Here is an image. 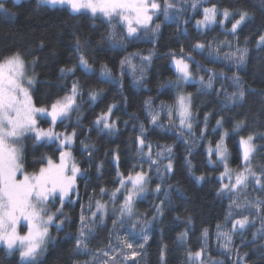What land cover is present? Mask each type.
Returning <instances> with one entry per match:
<instances>
[{"label":"snow or ice","instance_id":"snow-or-ice-1","mask_svg":"<svg viewBox=\"0 0 264 264\" xmlns=\"http://www.w3.org/2000/svg\"><path fill=\"white\" fill-rule=\"evenodd\" d=\"M37 4L66 9L74 17L90 16L105 28L99 43L111 49L126 50L149 36L155 46L165 23L176 25L187 47L181 43L179 51L173 48L166 53L174 79L159 87L175 88V95L171 102L160 100L158 104L151 96L145 99V120L139 121L138 128L133 125L134 137H129L134 159L126 172L121 170L120 145L105 150L99 158L92 134L103 138L121 132L117 113L127 114L128 106L124 77L130 75L135 88H145L154 52L123 56L118 75L102 63L97 85L91 86L76 76L79 71L91 78L96 70L85 51L88 41L75 35L69 61L58 67L57 80L62 83L41 103L34 99L39 64L34 50L17 48L0 54V249L9 256L18 253L16 264H42L49 245H55L64 233L71 237L72 264H140L154 225L162 222L171 205L173 190L183 195L180 181L172 183L178 149L183 146L179 155L188 176L198 185L214 183L215 197L228 201L223 220L215 225L217 248L231 264H247L248 254H241V248L264 240V163H257V157L264 160V132L249 130L246 116L236 118L237 109L251 91L240 75L248 63L249 39L245 37L241 44L240 35L255 20V13L243 4H223L221 0H37ZM0 13L15 15L4 0H0ZM189 26L195 30V37L219 27L224 39H189ZM255 45L257 50H264V25L257 32ZM38 47L43 49L45 42L41 40ZM197 56L208 63L219 62L232 70V75L204 67ZM137 57L139 63L134 62ZM102 83L119 84L120 99L114 97L85 126V109L103 100L105 89L99 87ZM191 85L196 86L195 94L186 91ZM213 93L210 108L197 107L194 95L211 100ZM137 119L131 115L122 123L126 127L130 120ZM153 134L159 137L156 141L150 139ZM168 139L172 142H160ZM230 140L239 161L235 168L231 166ZM29 146L34 151L50 150L41 153L39 167L33 165L32 171L26 168ZM196 155L207 166L200 174L194 163ZM106 164L115 170L112 186L93 184L92 170L100 181ZM81 182L86 202H82ZM150 194L153 210L139 212L137 203ZM77 205L79 212L74 219L70 213ZM109 219L111 228L107 226ZM193 223L192 216H187L177 241L188 242ZM257 223L260 227L251 233V242L241 240L237 245L234 238L243 237ZM73 224L75 231H66ZM200 231V247L187 249L185 264H224L213 261L209 254L211 228L202 227ZM102 232L107 235L101 239ZM167 252L161 230L159 264H167ZM80 256L87 259H75Z\"/></svg>","mask_w":264,"mask_h":264},{"label":"trees","instance_id":"trees-1","mask_svg":"<svg viewBox=\"0 0 264 264\" xmlns=\"http://www.w3.org/2000/svg\"><path fill=\"white\" fill-rule=\"evenodd\" d=\"M4 2L7 7L15 12V15L0 13V54L10 52L17 48L21 50H34L35 54L39 57V64L36 67L38 82L34 89V99L37 103L49 99L60 87L62 82L57 80L58 67L63 66L69 61L74 45L73 37L75 35L80 36L82 40L88 41L85 51L96 68L95 75L91 78L81 75L79 71L76 73V76L82 83H87L91 86L97 85L99 67L102 63H107L113 69V74L117 75L119 61L123 56L132 52L148 55L152 50L155 51L152 65L147 69L145 88H135L132 85L131 76L124 77V95L128 97V106L126 109L127 114L117 113L121 117V132L116 136L103 138H98L95 133L92 134V140L97 143L99 158H103L105 150L114 148L117 144L120 145L121 170L126 172L130 167L131 161L134 159V149L130 145L129 137H134L133 125L135 124L138 128L139 121L145 120V114L142 111L145 99L151 96L158 104L160 100L171 102V98L175 95V88L165 87L161 89L159 85L169 79H174V72L170 67V61L167 59L166 53L173 48L179 51V45L181 43H184L185 47H187V42L184 37L177 33L176 25L174 23H165L155 46L151 41L139 39L135 43L130 44L126 50L111 49L106 43H99L100 35L105 31L104 26L98 21H93L88 15L74 17L66 9H53L43 5L38 6L36 0H22L15 4L11 0ZM221 3H231L233 5L243 4L255 13V20L249 26L245 27L240 35L241 44H243L245 37L249 39L248 63L241 70L240 75L246 87L250 88L251 91L247 93L244 105L240 109H237L236 118L246 116L249 130L264 132V50H257L255 45L257 32L264 25V0H221ZM192 38L206 40H212L214 38L218 40L224 39L220 35L219 27H216L215 30L208 31L202 37H195V30L189 26V39ZM41 40L45 42L43 49L38 47ZM53 52H55V55H53ZM196 59L206 68H214L217 72L224 71L228 76L232 75V70L221 66L219 62L217 64L208 63L201 59L200 56H197ZM137 61L139 63L138 57ZM218 86L219 84H217ZM99 87L105 89L103 100L92 108L85 109V126L114 97L117 100L120 99L117 95L119 84L111 85L102 83L99 84ZM186 91L195 94L196 86H186ZM214 98L215 93L212 94L211 100L207 96L194 95L195 104L201 108H210ZM120 107L123 108L124 106L121 105ZM131 115H134L138 119L130 120L125 127L122 122L123 120H128ZM229 118H232L231 114ZM212 123L214 124L215 121L213 120ZM168 135L170 136L171 134ZM158 138L156 134L150 137L153 141H156ZM160 142L171 143L172 140H161ZM229 147L232 150L231 166L235 168L239 161L236 156V148L231 140L229 141ZM46 151L50 150L39 148L34 151L29 146L26 157V168L28 171L33 170V165L37 168L39 167L38 158L42 152ZM182 151L183 146H180L176 165L177 173L172 183L175 184L177 179L180 181L183 195L173 190L171 205L166 208L162 222H157L154 225L152 239L146 246V251L141 258L140 264H159L161 230H163V241L168 244L167 264H185L187 249L191 248L192 250H196L200 247V230L202 227H210L213 232L212 238L208 241L210 256L216 260H222L224 264H231L230 260H227L218 249L213 247L215 225L218 221L223 220L228 201L226 199L221 201L215 197L214 183L204 182L198 185L192 177L188 176L183 168L182 157L179 155ZM76 155L79 157V151H77ZM194 163L197 167V174L205 171L207 166L201 156L196 155ZM257 163H264V160L257 157ZM114 176V168L106 164L103 179L100 181L95 179V170H92V183L104 184L111 187ZM79 187L81 196L83 197L82 202H86L87 196L84 195V183L81 182ZM91 191V187H89L88 193L91 194ZM152 201L153 198L150 194L143 201L138 202V211H147L150 213L153 210L151 207ZM66 211L69 210L66 209ZM78 212L79 205L70 214L75 219ZM189 215L192 216L194 223L191 226L188 242L185 244L177 241L176 237L178 233L184 231L186 217ZM177 216L180 219H176ZM107 226L111 228L110 219L107 221ZM259 227L260 224L257 223L256 227L248 230L243 237H235V243L240 245L241 240L251 242V233ZM66 231L74 232V224L71 229H66ZM106 235V232H102L101 239ZM96 243L97 241H94L93 245ZM261 245H264V240L249 243L248 246L241 248V254H248L246 257L247 264H264V248ZM71 247V237H65V234L61 233L58 242L55 245H49V250L42 258V264H72L73 257L69 252ZM75 259H79L82 262L86 257L80 256ZM233 259H235V255H233ZM17 260L18 253L15 256H9L5 254L3 249H0V264H16Z\"/></svg>","mask_w":264,"mask_h":264},{"label":"rangeland","instance_id":"rangeland-1","mask_svg":"<svg viewBox=\"0 0 264 264\" xmlns=\"http://www.w3.org/2000/svg\"><path fill=\"white\" fill-rule=\"evenodd\" d=\"M4 1H6V0H4ZM11 1H12V0H11ZM21 1H22V0H18V3L21 2ZM36 1H37V0H36ZM160 20L162 21V20H163V17H161ZM157 22H160V21H157ZM193 23H194V21H193ZM162 27H163V26H162ZM161 30H162V29H161ZM140 40H148V41H151V42H152V37H150V36H149V37H142ZM152 52H155V51L152 50ZM132 53H133V52H132ZM134 62H135V63H138L137 58L134 60ZM94 68H95V67H94ZM95 70H96V68H95ZM115 75H116V74H115ZM117 75H118V74H117ZM129 76H130V75H129ZM60 130H62V128H61ZM229 227H230V225H229ZM53 235H56V233H55L54 230H53ZM213 240H214L213 247H215L216 249H218L217 246H216L215 237H214ZM218 250H219V249H218ZM44 256H45V254H44ZM44 256H43V257H44ZM43 257H42V258H43ZM86 259H87V258H86ZM212 259H213V261H217V262L222 261V260H220V259H217V260H216L215 258H212Z\"/></svg>","mask_w":264,"mask_h":264}]
</instances>
